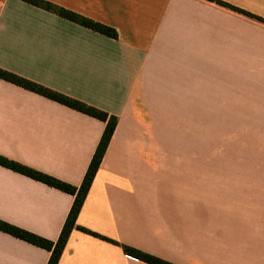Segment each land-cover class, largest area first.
I'll use <instances>...</instances> for the list:
<instances>
[{
  "label": "crops",
  "instance_id": "1",
  "mask_svg": "<svg viewBox=\"0 0 264 264\" xmlns=\"http://www.w3.org/2000/svg\"><path fill=\"white\" fill-rule=\"evenodd\" d=\"M48 1L118 31L0 0V67L119 118L58 264H150L122 244L176 264H264V0ZM195 95L213 108L212 160L198 148L174 164L155 109ZM105 127L0 78V155L79 186ZM74 198L0 164L2 220L56 241ZM50 255L0 229V264Z\"/></svg>",
  "mask_w": 264,
  "mask_h": 264
},
{
  "label": "trees",
  "instance_id": "2",
  "mask_svg": "<svg viewBox=\"0 0 264 264\" xmlns=\"http://www.w3.org/2000/svg\"><path fill=\"white\" fill-rule=\"evenodd\" d=\"M29 3H32L34 5L40 6L42 8H45L49 11L55 12L69 20L75 21L83 26H86L88 28H91L95 31L101 32L105 35L117 38L118 37V31L116 28L102 23L100 21H96L92 18L86 17L80 13H77L73 10L67 9L63 6H60L58 4H55L48 0H25ZM0 78H3L5 80L11 81L15 84H18L22 87H25L27 89H30L32 91H35L37 93H40L46 97H49L53 100H56L60 103H63L69 107H72L74 109H77L79 111H82L84 113H87L91 116H94L96 118H99L106 122V127L104 129V132L101 136V139L99 141V144L95 150V153L92 157V160L89 164V167L85 173V176L83 178V181L81 185H73L67 181H64L62 179H59L55 176H52L48 173L39 171L37 169H34L32 167H29L27 165L21 164L15 160L9 159L8 157H5L3 155H0V164L7 166L15 171H18L20 173L26 174L32 178H35L39 181H42L44 183H47L53 187H56L58 189H61L65 192L71 193L75 196L74 202L72 204V207L70 209V212L67 216V219L65 221V224L61 230L60 236L56 241H53L51 239L45 238L41 235H38L34 232H31L27 229L21 228L19 226H16L14 224H11L5 220L0 219V229L8 232L12 235H15L21 239H24L28 242H31L33 244L39 245L41 247H44L51 251V255L49 258V261L47 264H58L61 255L65 249V246L67 244L68 238L71 234V231L73 228L77 225V218L79 216V213L81 211V208L83 207V204L85 202V199L89 193V190L91 188V185L93 183V180L95 178V175L101 165V162L105 156L106 150L109 146V143L111 141V138L115 132V129L118 124V116L115 114H110L109 112L96 107L92 104H89L81 99L75 98L73 96H70L66 93L60 92L58 90H55L53 88H50L48 86H45L43 84H40L38 82H35L31 79H28L24 76H21L17 73H14L8 69H5L3 67H0ZM81 228V227H80ZM87 232L93 233L95 235L100 236L99 234L92 232L88 229H85ZM104 238H107L103 236ZM109 239V238H107ZM116 242V241H115ZM118 243V242H117ZM123 250L140 260H143L150 264H176L174 262H171L169 260L163 259L159 256H156L152 253L143 251L141 249H138L136 247H133L131 245L122 244Z\"/></svg>",
  "mask_w": 264,
  "mask_h": 264
},
{
  "label": "rangeland",
  "instance_id": "3",
  "mask_svg": "<svg viewBox=\"0 0 264 264\" xmlns=\"http://www.w3.org/2000/svg\"><path fill=\"white\" fill-rule=\"evenodd\" d=\"M191 107L177 106L180 102H173V106L159 107L155 109L158 119L157 130L166 137L160 142L162 147L170 149L174 164H196L198 148L206 151V159L212 160L213 149V108H199L196 105V95L191 97ZM207 105L212 101L207 100ZM205 119V122L203 120ZM168 153V154H169ZM183 154V156H181Z\"/></svg>",
  "mask_w": 264,
  "mask_h": 264
}]
</instances>
